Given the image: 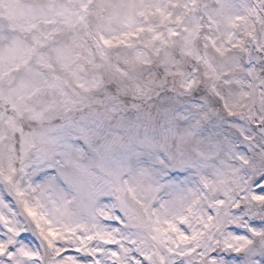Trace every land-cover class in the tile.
Listing matches in <instances>:
<instances>
[{"label":"snow or ice","instance_id":"1","mask_svg":"<svg viewBox=\"0 0 264 264\" xmlns=\"http://www.w3.org/2000/svg\"><path fill=\"white\" fill-rule=\"evenodd\" d=\"M0 264H264V0H0Z\"/></svg>","mask_w":264,"mask_h":264}]
</instances>
